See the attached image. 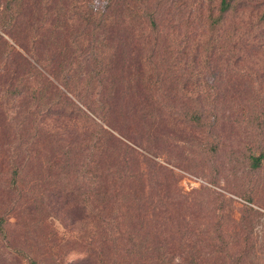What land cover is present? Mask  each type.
<instances>
[{
	"label": "rangeland",
	"instance_id": "rangeland-1",
	"mask_svg": "<svg viewBox=\"0 0 264 264\" xmlns=\"http://www.w3.org/2000/svg\"><path fill=\"white\" fill-rule=\"evenodd\" d=\"M261 155L264 0H0V264H264Z\"/></svg>",
	"mask_w": 264,
	"mask_h": 264
},
{
	"label": "trees",
	"instance_id": "trees-1",
	"mask_svg": "<svg viewBox=\"0 0 264 264\" xmlns=\"http://www.w3.org/2000/svg\"><path fill=\"white\" fill-rule=\"evenodd\" d=\"M222 4H223V10L226 11V10L228 9V6H229V5H228L227 2H225V1H223ZM263 158H264L263 155H261V156H259V157H257V158H254V159H253V165H254V166H258ZM198 261H199V258L196 257L195 254H193V255H191V257L189 258L188 263H189V264H197ZM215 263H216V261H215ZM232 263L234 264V262H232ZM235 263H237V261H235Z\"/></svg>",
	"mask_w": 264,
	"mask_h": 264
}]
</instances>
